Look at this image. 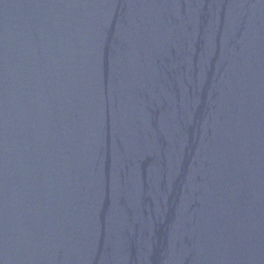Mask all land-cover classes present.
Instances as JSON below:
<instances>
[{
    "label": "water",
    "instance_id": "1",
    "mask_svg": "<svg viewBox=\"0 0 264 264\" xmlns=\"http://www.w3.org/2000/svg\"><path fill=\"white\" fill-rule=\"evenodd\" d=\"M0 264H264V0H0Z\"/></svg>",
    "mask_w": 264,
    "mask_h": 264
}]
</instances>
